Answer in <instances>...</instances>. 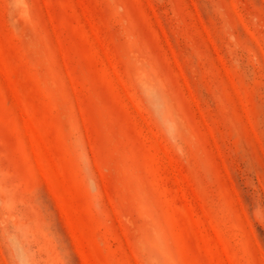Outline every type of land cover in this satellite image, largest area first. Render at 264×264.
Returning a JSON list of instances; mask_svg holds the SVG:
<instances>
[{
    "label": "rangeland",
    "instance_id": "1",
    "mask_svg": "<svg viewBox=\"0 0 264 264\" xmlns=\"http://www.w3.org/2000/svg\"><path fill=\"white\" fill-rule=\"evenodd\" d=\"M0 264H264V0H0Z\"/></svg>",
    "mask_w": 264,
    "mask_h": 264
}]
</instances>
